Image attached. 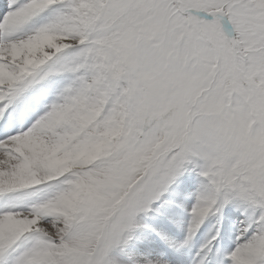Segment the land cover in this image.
Segmentation results:
<instances>
[{"label":"snow or ice","instance_id":"obj_1","mask_svg":"<svg viewBox=\"0 0 264 264\" xmlns=\"http://www.w3.org/2000/svg\"><path fill=\"white\" fill-rule=\"evenodd\" d=\"M0 264H264V0H0Z\"/></svg>","mask_w":264,"mask_h":264}]
</instances>
